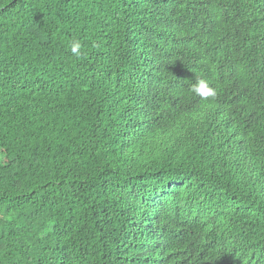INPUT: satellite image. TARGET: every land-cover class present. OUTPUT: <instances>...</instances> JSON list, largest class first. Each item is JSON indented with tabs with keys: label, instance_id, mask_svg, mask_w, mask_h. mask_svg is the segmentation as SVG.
I'll use <instances>...</instances> for the list:
<instances>
[{
	"label": "trees",
	"instance_id": "16d2710c",
	"mask_svg": "<svg viewBox=\"0 0 264 264\" xmlns=\"http://www.w3.org/2000/svg\"><path fill=\"white\" fill-rule=\"evenodd\" d=\"M0 264H264V0H0Z\"/></svg>",
	"mask_w": 264,
	"mask_h": 264
},
{
	"label": "clouds",
	"instance_id": "9594fccd",
	"mask_svg": "<svg viewBox=\"0 0 264 264\" xmlns=\"http://www.w3.org/2000/svg\"><path fill=\"white\" fill-rule=\"evenodd\" d=\"M69 50L73 57L79 59L83 55V45L80 40L73 39L70 43ZM190 93L205 102L204 107H210L218 96V90L206 78H198L190 85Z\"/></svg>",
	"mask_w": 264,
	"mask_h": 264
}]
</instances>
